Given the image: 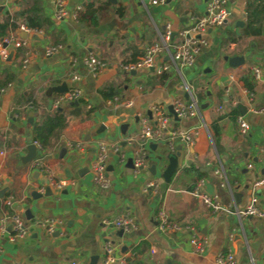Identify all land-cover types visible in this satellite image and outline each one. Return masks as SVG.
<instances>
[{
  "label": "crops",
  "instance_id": "1",
  "mask_svg": "<svg viewBox=\"0 0 264 264\" xmlns=\"http://www.w3.org/2000/svg\"><path fill=\"white\" fill-rule=\"evenodd\" d=\"M206 3L66 0L67 15L56 20L54 0H0V22L28 10L42 22L38 34L19 33L27 40L26 48L36 53L26 67L20 48L0 58V149L6 151L0 156V226L6 219L0 231V264H99L107 241L117 256L135 264H216L217 256L227 252L237 264H264L262 221L212 212L188 193L202 181L203 189L217 195L225 208H243L255 195L264 209V186L253 189L264 175V112L259 111L264 106V0H227L228 22L195 34L206 45L191 65L162 75L119 68L120 63L137 60L146 44L160 42L167 23L173 41L180 40L178 32L205 12ZM250 14L257 20L246 34ZM45 46L60 48L46 55ZM89 55L103 60L106 68L94 75L84 63ZM236 56L243 57V63L230 65L229 59ZM254 67L260 69L259 79ZM74 75L79 79L73 80ZM64 83L68 90L82 91L76 115L71 111L77 107L69 102L54 106L60 93L52 89ZM104 85L114 96L101 94ZM177 99L193 100L196 114L175 119L169 106ZM154 105L170 114L168 130L150 141L155 148L147 144L146 168L134 177L127 162L134 146L128 139L140 130L141 117H151ZM56 110L66 116L61 134L45 149L39 146L36 157L24 163L27 146L35 142V125ZM238 116L249 125L245 134L239 130ZM189 129L198 131L192 145L174 140L173 131ZM98 140L117 147L106 161L108 189L92 181ZM176 152V170L165 181L168 154ZM152 164L154 174L149 171ZM49 175L67 184L60 189L50 186ZM153 179L157 189L145 191ZM161 211L178 230L158 229ZM14 214L30 226L22 240L9 239L8 217ZM120 215L132 218L136 228L119 234L121 229L106 223ZM44 218L56 220L57 235L39 228ZM189 226L207 238L203 253L192 250Z\"/></svg>",
  "mask_w": 264,
  "mask_h": 264
},
{
  "label": "built area",
  "instance_id": "2",
  "mask_svg": "<svg viewBox=\"0 0 264 264\" xmlns=\"http://www.w3.org/2000/svg\"><path fill=\"white\" fill-rule=\"evenodd\" d=\"M170 0H149L152 5L164 4ZM80 6H77L75 11L77 12ZM74 13V16L77 13ZM53 17L56 20H61L67 15L66 0H54L53 4ZM229 11L227 8V0H207L205 12L193 18L192 24L184 29H181L178 34L181 37L178 41H173L171 25L166 24L164 33L161 35L160 42L148 43L143 48L142 55L133 62L120 63L119 68L125 73L136 72L137 70H152L156 75H162L171 69L178 70L181 67L191 65L199 53L201 48L206 45V41L195 36L196 33L204 32L208 28L225 25L228 22ZM40 29H32L24 24H19L17 31L9 33L0 39V58L6 59L12 48L22 49L21 64L26 67L33 56L35 51L27 49V40L22 38L19 33L26 35H33L40 33ZM264 32V27H263ZM60 46H45L44 53L51 55L56 52ZM158 62V63H156ZM85 65L95 75L106 68V63L93 56L89 55L84 59ZM253 73L256 79L260 78V69L253 68ZM73 80H78L79 76H72ZM186 91L189 90L188 85H184ZM82 96V91L79 88H72L66 92L60 94L55 100L54 106L57 107L63 102L78 101ZM129 104V102H128ZM172 109L178 119H186L196 114V104L193 100L190 102H183L179 99L173 101ZM260 112H264V106L259 109ZM150 118L141 117L140 130L138 133L128 139L129 143L133 144L134 151L131 156V169L133 176H138L146 168V156H147V144L150 141L157 140L162 133L168 130L170 114L160 106H152L150 108ZM237 124L242 134H245L249 129L248 123L242 116H238ZM174 140L182 141L188 145H192L197 136L198 131L196 129L189 130H175L172 132ZM36 145H40L35 141ZM41 148V146H40ZM109 151H117L115 145L109 144L106 141H96L95 158L91 165L92 181L100 189H108L110 181L106 172V161ZM264 154V147L262 148ZM6 151L0 149V156L5 155ZM39 165V162L36 163ZM251 167V164L248 165ZM49 173V170H45ZM1 176V171H0ZM48 183L50 186H54L57 189L62 188L67 184L66 180H54L50 175L48 176ZM264 186V175L259 177L253 184V189L256 190ZM158 183L156 180H150L144 186V190H156ZM192 196L198 198L207 208L212 212L225 211L229 214L235 215L237 218L253 217L259 219L264 223V209L258 206V199L255 195L251 197L250 203L243 208L233 207L232 209L225 208L219 202L217 195L208 194L203 189L202 181H199L195 187L188 191ZM157 227L161 231H176L179 229V225L176 222L170 221L161 211L158 213ZM12 233L9 236L11 241L22 240L28 236L30 226L25 223L18 214H14L8 217ZM2 225L0 231H4L3 223L6 219H1ZM56 220L51 218L41 219L37 224L40 228L44 229L49 235L53 234L56 230ZM117 229L122 231H129L136 228V225L132 218L120 215L112 220L106 221ZM190 238L189 244L192 250L196 253H203L206 249L208 240L205 236H202L194 227L189 226ZM105 255L99 264H127V259L124 256H117L114 250V246L110 241H107L104 246ZM1 252V251H0ZM154 250L151 249V253ZM75 264V263H73ZM216 264H237L236 259L231 252L218 255L216 258Z\"/></svg>",
  "mask_w": 264,
  "mask_h": 264
},
{
  "label": "trees",
  "instance_id": "3",
  "mask_svg": "<svg viewBox=\"0 0 264 264\" xmlns=\"http://www.w3.org/2000/svg\"><path fill=\"white\" fill-rule=\"evenodd\" d=\"M253 6V4H252ZM263 7L261 5L257 8ZM263 9V8H262ZM33 11V10H32ZM250 19L248 25L246 26V34H249V30L255 23V16L250 14L248 16ZM257 20V19H256ZM19 24H24L32 29H41L42 22L31 14V11H20L14 16L8 17L5 21L0 22V39L7 35L8 30H16ZM258 28L253 31L257 32ZM101 94L105 97L114 96V91L109 85H104L100 90ZM66 124V116L63 111L56 110L54 114L47 115L40 123H37L34 127V140L42 147L46 148L49 146L50 142L54 139H57L61 134L62 128ZM127 264H135L127 261Z\"/></svg>",
  "mask_w": 264,
  "mask_h": 264
},
{
  "label": "water",
  "instance_id": "4",
  "mask_svg": "<svg viewBox=\"0 0 264 264\" xmlns=\"http://www.w3.org/2000/svg\"><path fill=\"white\" fill-rule=\"evenodd\" d=\"M242 24H243L242 22L241 23H237L236 26H242ZM243 61H244V58L241 57V56L231 57L229 59V64L232 65V66H237V65L242 64ZM132 73L135 74L136 72L134 71ZM52 90L53 91H56L57 93L62 94V93L66 92L68 90V87H66V85L64 83L62 86H60V87H54ZM69 104L72 105V106H76L77 107L75 110L71 111V114H75V115L78 114V104H79V101H73V102H70ZM169 112L173 115V117L175 119H178L176 117L173 109H172V106H169ZM150 144H151V147L152 148H155V146H154L153 143H150ZM37 149H38V146L36 145V143H30L27 146L28 153L26 154V156L22 157V161L24 163L32 161L36 157ZM177 149L179 150L180 148L178 147ZM177 155H178V152L168 154V160L169 161H168V164L164 168L163 173H162V176L165 179V181H168L169 178L171 177V175L176 170V166H177L176 156ZM127 162L131 165V158H128V161ZM149 171L152 174L155 173V165L154 164H152L150 166ZM46 188H47L46 191L48 192L49 191V186H47ZM56 227H59V225L56 224ZM54 233H55V235H57L58 234V230H55ZM121 233H122V230H119V234H121Z\"/></svg>",
  "mask_w": 264,
  "mask_h": 264
},
{
  "label": "rangeland",
  "instance_id": "5",
  "mask_svg": "<svg viewBox=\"0 0 264 264\" xmlns=\"http://www.w3.org/2000/svg\"><path fill=\"white\" fill-rule=\"evenodd\" d=\"M121 70V69H120ZM122 71V70H121Z\"/></svg>",
  "mask_w": 264,
  "mask_h": 264
}]
</instances>
